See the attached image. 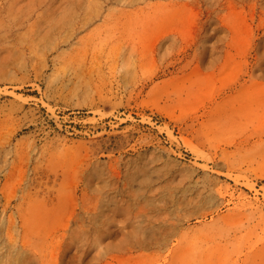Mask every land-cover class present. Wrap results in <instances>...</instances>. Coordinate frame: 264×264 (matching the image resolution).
<instances>
[{
    "label": "rangeland",
    "instance_id": "1",
    "mask_svg": "<svg viewBox=\"0 0 264 264\" xmlns=\"http://www.w3.org/2000/svg\"><path fill=\"white\" fill-rule=\"evenodd\" d=\"M0 264H264V0H0Z\"/></svg>",
    "mask_w": 264,
    "mask_h": 264
}]
</instances>
